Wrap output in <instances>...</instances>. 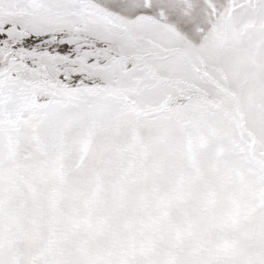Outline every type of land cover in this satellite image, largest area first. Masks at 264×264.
I'll return each instance as SVG.
<instances>
[{
    "label": "snow or ice",
    "instance_id": "6c2138e0",
    "mask_svg": "<svg viewBox=\"0 0 264 264\" xmlns=\"http://www.w3.org/2000/svg\"><path fill=\"white\" fill-rule=\"evenodd\" d=\"M0 264H264V0H0Z\"/></svg>",
    "mask_w": 264,
    "mask_h": 264
}]
</instances>
